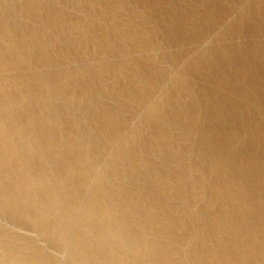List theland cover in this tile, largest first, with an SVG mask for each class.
<instances>
[{"label":"bare ground","instance_id":"1","mask_svg":"<svg viewBox=\"0 0 264 264\" xmlns=\"http://www.w3.org/2000/svg\"><path fill=\"white\" fill-rule=\"evenodd\" d=\"M21 4L20 12L25 15L29 23L40 19L39 0H26V3L21 0ZM60 6L59 4V9ZM54 10L56 9L45 10L43 17L45 22L40 27V31L51 29L65 20L61 10ZM3 11H6V8L0 7V12ZM114 19L115 17L112 16L109 20L112 27L118 26ZM9 25L0 19V28L9 30ZM82 25L81 21L74 22L75 32L71 31L73 35L71 47L76 48L81 44L80 42H83L76 35L84 34ZM119 29L118 26L117 30ZM31 35L37 36L35 32ZM119 35L122 37L114 41L115 43L104 38L102 41L105 43L101 47L103 51L115 46L118 52L126 47L124 33L120 31ZM57 36L55 35L50 43L23 34L14 38L8 31L0 34V213L42 235V240L44 238L49 241L58 250L67 251L69 264H183L186 259H188L186 264H202L203 258H213V264H264V225L257 224L264 217V213L261 209L253 208V203L251 206L240 201L243 197L242 191L245 190L241 191V188L244 186L235 184L229 187L230 184L222 180L226 186L220 187L214 182L216 180L210 182L201 179L193 194L202 196V188L210 192V196L202 204L205 214H196L186 206H178L172 208L166 215L165 208L159 205V210L153 212L155 218L153 225L151 203L168 205L172 200H178L177 191L180 185L185 186V190L191 191L195 184L187 180L183 173L202 174L203 177V168L191 166L189 168L183 156L181 161L175 159L178 171L172 177L173 180L160 179L155 185L156 188L150 190L152 181L146 178L149 172L145 170L148 167V150L147 147L143 149L138 145L137 141L146 142L147 139L151 149L157 148L173 155V150L167 144V134H163V131L170 127L169 119L167 121L164 117L167 114L166 110L171 107L170 99L162 96L158 101L147 103L144 117L143 101L146 97L142 95V87L146 89L148 87V91H151L157 81L150 75L148 79H141L134 70L137 66L130 65L131 62H124L121 65L100 63L94 65L92 71L79 69L74 74L60 73L54 64L50 71L52 77L49 76L50 73L45 72V74H34V68L46 66V59L49 60L48 49L52 44L60 48L65 47L63 37ZM128 38L135 43L133 35H129ZM77 73L81 78L89 80L88 83L79 86L82 87L79 97L83 101L79 110L92 107L91 125L99 130L93 145L88 147L81 146L86 134H74L72 138L63 135L62 131L67 125L72 123L74 126L75 121L54 122L47 119L46 115L47 108L51 106L53 108L56 106L54 110L56 114H63L67 105L73 101L66 93V89L75 86ZM108 73L113 76L109 86L102 84L104 76ZM10 74H14L13 77H10ZM97 89L100 99L103 97L102 93L116 91L124 97V105L120 103L121 106H127L128 101H131L132 110L141 108L139 117L141 127L137 128L130 137L119 138L117 132L125 121L123 115L109 116L108 110L95 107L97 101L93 100V96ZM31 100L38 104L32 107ZM178 111H175V118L180 120L183 113L179 109ZM20 118H23L22 121H19ZM144 118L150 128L146 131ZM50 127L57 129L54 138H48ZM198 137L201 138L199 133L186 131V141L183 142L185 147L191 146ZM203 140V138L199 139L201 142ZM117 142L118 146H116ZM39 147L45 151V154L38 149ZM89 147H92L91 150ZM95 150L105 154L103 172L100 173L94 172L93 160L89 157V152ZM197 153L201 156L204 154L201 151ZM222 161L224 160L214 164L209 162L208 171L217 172V169L225 168L232 163L227 159ZM137 173L145 174V178L139 183V188L138 184L136 187L131 186L133 182L125 186V180L123 183L117 180L123 181V177H117L119 174L130 175L133 178ZM213 178L215 179V176ZM121 195L127 198L121 200L119 198ZM212 199L228 201L235 209L234 219L229 216L228 213L231 211L228 212L226 206L218 210V215H212L211 203L214 201ZM146 210L151 220H146L140 214V211L146 212ZM204 218L206 219L204 230L211 243L199 253L191 252L194 255L191 258L180 253V245L174 243L176 237L169 236L170 242L164 241L161 245L156 244L157 241L154 242L153 228L158 231L164 230L166 226L179 228L183 222L192 223ZM151 226L150 241L141 243ZM179 229L183 231V228ZM196 234L192 233L189 236L188 243L192 246L186 251H193L194 247L202 242V238ZM22 250L32 251L33 255L24 256L25 253L16 250L13 236L6 237L0 234V251L11 257V260L2 261L0 264H51L49 261L51 258L42 255L40 247L24 246ZM253 258L259 260L254 261Z\"/></svg>","mask_w":264,"mask_h":264},{"label":"rangeland","instance_id":"2","mask_svg":"<svg viewBox=\"0 0 264 264\" xmlns=\"http://www.w3.org/2000/svg\"><path fill=\"white\" fill-rule=\"evenodd\" d=\"M24 1L26 3V0ZM39 1L40 19L29 23L25 15L20 12L21 0L8 2L7 0H0V7L6 8V11L0 12V19L6 24H10L9 30L0 28V34L8 31L14 38L23 34L50 43H52L55 35H58L57 37H63L65 41L64 48L57 47L56 44L49 47L48 58L50 61L46 59L47 63L44 68L41 66L34 68V74H43L44 72L49 74L54 66L58 67L60 73L74 74L79 69L92 71L93 67L100 63L121 65L124 62H131L130 65L135 64L137 66L134 70L138 72L137 74L141 76V79H148L150 75L152 79L155 78L157 81L151 91H148V87L147 89L142 87V95L146 97L143 101L144 117L147 103L158 101L162 96L170 99L172 108L169 107L166 110L167 114L164 117L167 121L169 119L171 128L168 127L167 130L163 131V134H167V144L173 150V155L157 148L151 149L147 139L146 142L137 141L138 145L143 149L147 147L148 150V167L145 170L149 172L146 178L153 182L150 183V190L156 188L155 185L160 179L163 181L164 179L173 180L172 177L178 171L176 162L181 161L183 156L189 168L190 166L203 168V177L202 174L183 173L187 180L195 184L191 191L185 190V186L180 185L177 191L179 193L178 200H172L168 205L151 203L153 225L155 223L153 212L159 210V205L165 208L166 215L171 212L172 208L178 206H186L196 214H205L202 204L210 196V192L202 188V196H194L193 194L201 179L210 182L216 180L214 182L220 187H224L226 184H230L229 187L235 184L240 187L244 186L245 188H241V191L245 189V192L242 191L243 197L240 201L251 204V206L254 204L257 207L253 205V208L261 209L264 213V0ZM59 4L61 5L60 9ZM49 8L56 9L54 11L61 10L65 20L42 32L40 27L44 25L45 10ZM112 16L115 17L114 20L117 22L119 30H117L118 26H110L109 20ZM76 21L83 22L81 28H83L84 34L92 33L89 36L81 33L76 34L83 42L74 48L71 47L70 43L73 36L71 31L74 30L75 32L73 25ZM120 31L124 33L126 47L118 52L115 46L103 51L101 47L105 42L102 40L106 38L115 43L114 41L122 37L119 35ZM33 32L37 36L31 35ZM129 35L135 37V43L129 40ZM109 74L104 76L102 84H107V86L111 84L113 76ZM13 75L10 74V77ZM49 76L52 77L51 73ZM80 76L77 73L75 86L66 89V93L73 101H70L71 103L67 105L63 114H56L54 112L56 106L54 108L51 106L47 108L46 115L47 119L54 122L60 120L59 123L75 121L74 126L72 123L67 125L66 130L64 129L65 132L62 131V133L67 138H72L74 134H86L85 137L83 136L81 146L88 147L93 145L99 130L91 125L93 123H91L93 120L92 107L89 109L84 107L85 110H79L83 104L79 97L82 87L79 86L89 82L87 78ZM95 92V96H93V100L97 101L95 107L108 110L111 113H108L109 116L118 114L124 116L125 121L117 130L119 138L130 137L137 128L141 127V120H139L141 108L132 110L131 101H128L127 106H121V104L124 105V97L117 94L116 91L102 93V99H100V93L97 94L99 89ZM37 104L38 102L34 100L30 101L32 107ZM178 109L183 113L180 120L175 118ZM22 119L20 118L19 121ZM148 129L150 128L145 119V131ZM56 131L57 129L50 127L48 138H54ZM186 131H195L201 135V138L198 137V140L195 138L191 146L185 147L183 142L186 141ZM202 138L204 140L199 141ZM169 141L171 142L169 143ZM116 146H118V142ZM38 149L45 154L42 148L39 147ZM197 149L205 156L203 157L204 154L199 155ZM89 155L93 160L94 172H103L105 154L95 150L90 151ZM222 159L224 161L227 159L232 163H229L230 166L227 165V168H220L222 171L217 169V172L210 173L207 168L208 163H218ZM146 171L144 173H147ZM126 172L129 174L128 170ZM144 175L137 173L134 176L135 179L130 175L129 177L125 174H119L117 177H123V181L122 179L117 180L121 183L125 180V186L133 182L131 186L136 187L138 184L139 188L140 181L145 178ZM110 188H112L111 185ZM119 198L123 200L127 197L121 195ZM211 204L213 205L212 215H218L220 209L226 206L228 212L231 211L228 213L229 216L234 219L235 209L228 201L214 200ZM232 212L234 213L232 214ZM140 214L146 220H151L147 210L146 212L140 211ZM263 218L257 224L264 225ZM18 224V222L0 213V234L6 237L13 236L18 252L25 253L24 256H30L33 255V252L22 250L23 247L37 246L42 250V255H48L51 258L49 260L51 264H69L67 251L58 250L49 241L44 238L42 240V235ZM204 224L206 225L205 218L192 223L183 222L179 228H183L185 233L174 226H166L164 230L161 229L160 231L153 228L154 242L157 241L156 244L161 245L164 241L170 242L168 241L169 236L176 237L174 243L180 245V253L191 258L194 256L192 253L203 251V248L211 243L204 230ZM151 231L152 226L149 227L150 234L148 233L149 235L147 234L141 243L150 241ZM192 233H197L196 235L202 238V242L196 245L193 251H186L189 246H192L188 243ZM8 259L11 260V257L0 251V262ZM257 259L259 260V258H253L254 261ZM187 262L188 259L183 264ZM201 263L213 264L214 259L203 258Z\"/></svg>","mask_w":264,"mask_h":264}]
</instances>
